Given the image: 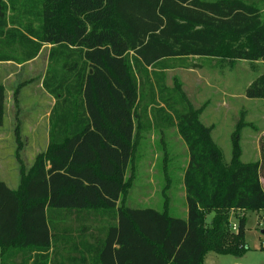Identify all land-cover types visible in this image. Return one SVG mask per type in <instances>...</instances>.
<instances>
[{
    "label": "trees",
    "instance_id": "trees-1",
    "mask_svg": "<svg viewBox=\"0 0 264 264\" xmlns=\"http://www.w3.org/2000/svg\"><path fill=\"white\" fill-rule=\"evenodd\" d=\"M45 46L42 85L55 99L49 144L21 169L17 189L0 178V264H206L210 252L245 254L247 213L264 211V136L260 159L246 163L237 131L225 162L211 127L167 86L166 73L212 59L264 61L260 7L246 0H0V62L26 63ZM246 96L264 99V75ZM6 98L0 84V127ZM136 116L146 129L176 125L188 146L186 218L171 215L168 200L163 211L120 203L131 187ZM235 211L243 212L236 230Z\"/></svg>",
    "mask_w": 264,
    "mask_h": 264
},
{
    "label": "rangeland",
    "instance_id": "rangeland-1",
    "mask_svg": "<svg viewBox=\"0 0 264 264\" xmlns=\"http://www.w3.org/2000/svg\"><path fill=\"white\" fill-rule=\"evenodd\" d=\"M262 1L258 0L260 6ZM49 49L46 46L36 61L22 67L0 64V83L7 93L5 120L0 127V178L13 189L20 185L21 169L28 170L37 155L48 148L49 113L55 101L43 88L42 79L48 68ZM8 73L12 76L3 80V75ZM263 75L264 61L212 59L196 68L168 70L166 84L183 93L199 120L211 127L213 140L227 163L232 159L233 136L238 131L241 160L248 163L261 157L264 99L249 98L246 90ZM149 97L148 92L146 98ZM153 105L148 108V118L152 121L157 109ZM139 114L142 120L144 112ZM135 118V150L125 179L131 182V187L120 203L163 211L168 200L169 213L185 218L184 172L189 161L188 146L176 125L146 129L140 127V118ZM241 215L243 212L239 211L231 214L234 230ZM212 217L213 214L208 215V222ZM246 244L249 249L242 256L210 252L206 264H264V211L247 213Z\"/></svg>",
    "mask_w": 264,
    "mask_h": 264
},
{
    "label": "crops",
    "instance_id": "crops-1",
    "mask_svg": "<svg viewBox=\"0 0 264 264\" xmlns=\"http://www.w3.org/2000/svg\"><path fill=\"white\" fill-rule=\"evenodd\" d=\"M246 1H248V2H253V3H255V4H257L259 7H260V9L263 11L264 10V1H262L261 2V4L263 5V6H260V4H259V2H258V0H246ZM46 47V46H45ZM44 47V48H45ZM47 47H49L50 48V46H47ZM44 48H43V50H44ZM43 50H42V52L40 53V55L43 53ZM40 55L38 56V57H36L35 59H33V60H31V61H28V62H26V63H22V64H18V63H16V62H0V64H3V65H11V64H17L19 67H22V66H24V65H27V64H31L32 62H34V61H36L39 57H40ZM8 72V71H7ZM11 74H7V75H3V80H5L6 78H10L11 76H10ZM1 82V81H0ZM1 84V83H0ZM48 93V92H47ZM49 94V93H48ZM6 95H7V93H6ZM50 95V94H49ZM50 96H52V95H50ZM53 97V96H52ZM53 99H54V97H53ZM54 101H55V99H54ZM51 113V112H50ZM49 113V114H50ZM6 115V114H5ZM49 144V143H48ZM186 211H187V214H188V209L186 208ZM187 217V216H186ZM185 217V218H186Z\"/></svg>",
    "mask_w": 264,
    "mask_h": 264
},
{
    "label": "built area",
    "instance_id": "built-area-1",
    "mask_svg": "<svg viewBox=\"0 0 264 264\" xmlns=\"http://www.w3.org/2000/svg\"><path fill=\"white\" fill-rule=\"evenodd\" d=\"M235 229L237 228V225H234Z\"/></svg>",
    "mask_w": 264,
    "mask_h": 264
}]
</instances>
